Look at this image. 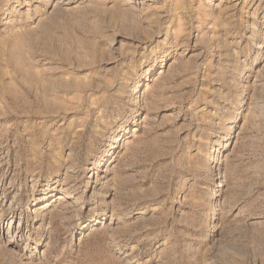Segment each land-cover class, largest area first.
I'll return each mask as SVG.
<instances>
[{
  "label": "rangeland",
  "instance_id": "obj_1",
  "mask_svg": "<svg viewBox=\"0 0 264 264\" xmlns=\"http://www.w3.org/2000/svg\"><path fill=\"white\" fill-rule=\"evenodd\" d=\"M0 264H264V0H0Z\"/></svg>",
  "mask_w": 264,
  "mask_h": 264
}]
</instances>
